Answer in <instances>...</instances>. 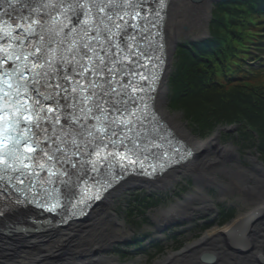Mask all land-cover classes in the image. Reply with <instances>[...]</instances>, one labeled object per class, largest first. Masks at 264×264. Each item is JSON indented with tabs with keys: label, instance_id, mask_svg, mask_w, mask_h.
I'll return each instance as SVG.
<instances>
[{
	"label": "snow or ice",
	"instance_id": "obj_1",
	"mask_svg": "<svg viewBox=\"0 0 264 264\" xmlns=\"http://www.w3.org/2000/svg\"><path fill=\"white\" fill-rule=\"evenodd\" d=\"M0 7L4 9V16L24 29L23 34L9 35L5 44L0 45L7 48L0 55V99L11 105L0 107V129L4 132L0 148H7L0 156V164L9 168L11 165L4 157L14 155L21 144L28 153L35 151L33 145L43 144L46 147L40 152L50 163L67 161L74 169L77 163L72 162V157L77 155L91 158L109 146L119 154L116 144L123 146L125 139L131 140L127 133L139 119L130 104L137 103L138 93L143 91L142 83L131 79L143 77L139 72V67H143L139 62L143 52L135 47V33L128 32L129 28H137L129 22L137 16L128 14L129 20L118 25L114 15L121 20L123 16L110 9L123 5L113 0H7ZM69 13L74 28L81 20L85 23L76 28L73 40L56 59L50 55L51 43L43 44L44 33L63 29ZM61 16L64 20L59 19ZM5 22L0 19V23ZM112 28L125 33L122 42L112 39ZM90 29L96 33L92 40H75L81 34L89 36ZM29 36H38L42 43L32 44ZM7 57L18 63L12 72L3 68ZM47 102H52L54 107L50 105L46 110ZM25 132L27 135L22 137ZM8 140L12 141L10 148L5 144ZM40 159V155L24 156L14 162L23 163L27 169L30 164L24 161L35 160L34 172L36 167H42L38 163Z\"/></svg>",
	"mask_w": 264,
	"mask_h": 264
},
{
	"label": "bare ground",
	"instance_id": "obj_2",
	"mask_svg": "<svg viewBox=\"0 0 264 264\" xmlns=\"http://www.w3.org/2000/svg\"><path fill=\"white\" fill-rule=\"evenodd\" d=\"M210 1L212 0H170L166 3L167 11L162 23L165 57L153 106L156 118L162 120L168 135L179 144L178 152L181 156L166 162L157 175L130 174L124 180H117L108 188V193L95 201L86 215L70 218L68 224L64 226H60L57 222L42 223L44 220H40V224L33 225V222L29 224L25 222L26 219L36 213L30 214L26 210L6 215L7 223H22V226L25 223L30 226L25 232L11 231L8 234L5 231L10 230L6 226L4 229L0 223V264H117L109 263L108 258L102 257V254L113 246L125 244L124 236L130 233L121 230L127 225L119 221L114 213L115 200L122 198L129 188L141 185L162 193L171 188L175 180L180 178L179 176L188 173L197 182L195 195L192 194L181 200L169 210H160L155 218L156 223L159 224L160 230H165L174 223H182L184 219L193 218L188 215L194 216L201 208L202 211H211V220L201 226L206 231L210 225V231L195 243L187 245L181 253L171 252L168 257L158 260L156 264H179L180 259H184V262L189 264H199L198 256L207 254H209L207 257L212 256L217 259L216 264H262L260 258L264 256V169L260 166L256 167L255 175L250 174L241 166L239 160L236 162L231 146L214 145L218 143V134L207 141L200 140L187 130L179 116H172L164 107L167 93L166 78L172 68L173 46L179 39L182 26L190 30L201 24L206 30ZM203 32L205 33L204 30ZM230 158L235 168L227 174L223 167L227 166V160ZM222 162L225 165L221 166ZM220 173L226 174L230 181L227 180L228 182L224 184L219 177ZM257 175L260 178H257ZM208 184L214 185L223 197L228 196L229 193H239L242 198L238 200L243 207L238 217L222 228L217 224L223 221V218H219L221 209L213 210L216 203L212 197L204 194V187H209ZM155 199L163 201L160 198ZM155 202L152 201L151 204ZM130 215L134 217L133 213ZM249 216L259 217L255 219L256 222L249 223L251 218ZM237 224L248 225L235 230L248 231L244 240V244L249 246L248 252H239L228 244L227 234Z\"/></svg>",
	"mask_w": 264,
	"mask_h": 264
},
{
	"label": "trees",
	"instance_id": "obj_3",
	"mask_svg": "<svg viewBox=\"0 0 264 264\" xmlns=\"http://www.w3.org/2000/svg\"><path fill=\"white\" fill-rule=\"evenodd\" d=\"M176 56L171 108L198 132L240 124L264 158V0L219 1L210 36L182 43ZM232 216L223 210V221Z\"/></svg>",
	"mask_w": 264,
	"mask_h": 264
},
{
	"label": "rangeland",
	"instance_id": "obj_4",
	"mask_svg": "<svg viewBox=\"0 0 264 264\" xmlns=\"http://www.w3.org/2000/svg\"><path fill=\"white\" fill-rule=\"evenodd\" d=\"M218 0L210 1L209 5V16L207 19V27L206 30L202 27L201 24H197L195 27H192L190 30L182 26V32L179 34V39L173 46V55H172V65L174 68V50L176 47L180 46L184 42H193L206 39L209 34V22L211 20L212 10L214 3ZM187 29V30H186ZM205 31V33L203 32ZM171 69V72L173 71ZM170 72V73H171ZM170 73L168 75H170ZM169 79V76H167ZM167 93H166V102H165V109L172 115V116H179L180 121L182 124L185 125L188 131L191 134L203 141H207L210 138L214 137L218 134V143L214 144L216 147L217 145L231 146L233 148V153L236 156V162L239 160L241 166L244 167L245 170H248L249 173L254 174L256 172V167L260 165L264 166V158L262 157L261 153H257L255 149L252 147L254 145H249V142L246 139H243V131H241L238 127L240 124H232V125H225L221 126L218 125L216 128L207 129L205 128L203 131L196 130L191 124L186 121V117L184 116L181 110H174L170 107V85L168 82L166 83ZM242 129V128H241ZM240 137H237V136ZM254 140L250 141H257V133L254 132ZM252 142V143H254ZM220 148V147H218ZM229 156L232 155L229 154ZM229 158V157H228ZM227 160V166L223 167L225 172L228 174L233 168H235L232 159ZM225 163L222 162L223 166ZM264 168V167H263ZM224 173V172H223ZM189 177H192L194 182L192 185L187 184L186 177H183L184 184L175 185V187H171L170 189H166L162 191L157 190H150L147 188L142 187H131L129 190L124 192L122 198H117L114 203V213L118 217V220L126 223L122 231H130V233L126 234L124 237L126 238L125 244H117L111 248L109 252L102 254V257L108 258L109 263H117V264H154L156 261L164 260L166 257L169 256V253L172 251H178L185 248L187 245H191L195 243L204 235L210 231V225L206 228L207 230H203L201 226L206 224L210 217H212L211 211H202L198 209V212L195 213L194 216L188 215V217H193L191 219H184L185 221L182 223H174L170 225L165 230H160L158 223H156V215L162 209L169 210L172 206L177 205L178 202L184 200L185 198L191 196L192 194L195 195L196 193V184L195 178L191 174H185ZM249 175V174H248ZM258 176V175H257ZM220 179L225 183L230 181L227 179L228 176L226 174L222 175L219 174ZM259 178V177H258ZM228 180V181H227ZM209 185V184H208ZM205 191L204 194H207L209 197L213 198L215 204V208L213 210L219 211L220 207H227L230 208L229 210H233V216L228 219V222L232 223L235 218L238 217L240 210L243 209L242 203H239V199L242 200L239 193H229L228 196L223 197L219 194L214 185H209V187H204ZM161 196H158V195ZM162 194L167 195L166 199L162 197ZM155 196L156 198H162L161 201H157L154 204L149 205V201L146 200L148 197ZM152 199V198H151ZM151 203V202H150ZM136 207H139L138 212L141 215H138V218H132L131 215L129 216V210H135ZM220 218V217H219ZM218 218V219H219ZM234 218V219H233ZM225 221H221L217 223L222 228L225 225ZM208 224V223H207ZM3 228L5 229V224L2 223ZM216 227V226H215ZM2 228V229H3ZM117 231V230H116ZM132 240H136L137 243L131 242ZM140 240V241H139ZM139 241V242H138ZM158 244V245H157ZM162 249V254L155 256V251ZM158 255V254H157ZM146 259H148L146 261ZM114 261V262H113Z\"/></svg>",
	"mask_w": 264,
	"mask_h": 264
},
{
	"label": "water",
	"instance_id": "obj_5",
	"mask_svg": "<svg viewBox=\"0 0 264 264\" xmlns=\"http://www.w3.org/2000/svg\"><path fill=\"white\" fill-rule=\"evenodd\" d=\"M258 215V214H257ZM260 216V215H259ZM259 216H252L249 220V223L252 222V221H255V219H257ZM241 224H237L231 231H235V230H238L239 228L241 227H244V226H248V225H244V226H241ZM245 238V237H244ZM239 240H242L241 238ZM207 263H211L213 261V259H211L210 257L208 259L205 260Z\"/></svg>",
	"mask_w": 264,
	"mask_h": 264
}]
</instances>
